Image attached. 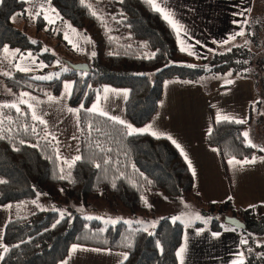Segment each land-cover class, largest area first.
<instances>
[{
    "label": "trees",
    "instance_id": "trees-1",
    "mask_svg": "<svg viewBox=\"0 0 264 264\" xmlns=\"http://www.w3.org/2000/svg\"><path fill=\"white\" fill-rule=\"evenodd\" d=\"M49 2L60 16L52 24V32L56 31V37L70 46L59 35V28L65 29L69 23L78 29L88 54H82L78 61L87 62L89 69L73 68L68 59L60 66L53 64L57 56L43 49V43L31 39L13 21L19 17L24 25L40 29L46 25L43 17L27 15L23 0H0V79L12 92H29L39 97L57 94L63 80L70 79L68 104L79 109L74 157L80 159L73 163V157L71 163L61 164L53 141L46 136L44 123L33 118L25 103L20 102L17 107L0 104V204L9 206L0 264H59L73 244L127 254V259L118 264H177L181 223L170 215L161 216L152 231L121 220L103 226L99 219L77 212L61 215L55 209L39 208L33 203L35 196L88 202L106 194L136 214H147L145 197H155L160 191L168 199L191 195L200 200L193 191L192 175L185 161L167 138L145 132L129 134L128 125L89 111L90 104L103 84L125 87L124 112L129 125L137 127L156 111L162 84L167 79L194 81L202 74L230 71L253 77L264 89V55L256 59L257 71L250 68L253 54L245 45L213 52L198 61L179 50L173 30L146 0ZM246 28L247 22L244 34ZM5 47L30 51L47 67L36 71L18 69L14 58L8 60ZM51 74L50 79L42 77ZM235 121L216 120L206 134L207 144L216 146L223 159L248 157L253 151L242 135L251 116L244 123ZM224 202L232 207L229 199ZM250 209H233L230 213L244 228L220 223L218 219L224 212L209 222L212 228L229 225L241 231L245 239L250 237L242 243L246 255L238 264H264V242H253L250 233H264V213L253 214ZM238 211L242 213L236 215Z\"/></svg>",
    "mask_w": 264,
    "mask_h": 264
},
{
    "label": "crops",
    "instance_id": "crops-1",
    "mask_svg": "<svg viewBox=\"0 0 264 264\" xmlns=\"http://www.w3.org/2000/svg\"><path fill=\"white\" fill-rule=\"evenodd\" d=\"M23 2L26 14L32 18L38 16L36 13H40L39 15L43 17L44 21L51 25L60 19L49 0H23ZM155 2L171 15L178 26H182V30L178 34L177 30L163 18L161 12L156 10L173 30L179 50L181 41H183V46L193 51L195 55L191 56L198 61L206 59L213 52L226 51L245 41L243 33V35H236L235 39L230 40L227 44L223 43L234 34L243 32L252 0H155ZM21 21L23 22V20ZM80 35L78 29L69 23L65 24V41L68 42L69 38L73 45H77V47L71 46L73 50L76 49L74 61H78L80 56L84 54L81 52ZM69 45L72 44L69 43ZM59 47H61L60 50L64 49L63 45H59ZM12 51L15 52L9 50V52ZM24 52L34 55L30 51ZM182 52L189 54L187 51ZM68 53L70 52L68 51ZM14 62L16 66L20 63L16 57ZM45 67H47L46 64L38 70ZM51 67L52 65L48 67L49 70ZM18 69L37 70L36 68L22 67ZM227 80H231L233 83L226 84L225 81ZM65 84L71 86L72 82L66 79ZM254 88L255 83L251 78L230 71L219 75L202 74L194 81L167 79L162 84L161 95L154 114L140 126L129 128V131L151 126V130L145 131V133L167 139L168 136H171L172 139L168 140L176 147L172 142L175 140L183 149L184 154L187 155L186 160L185 155H182L181 150L176 147L192 175L193 191L199 196V201L203 204L209 202L207 200L223 201L225 198V200L231 198L232 204L238 208L249 207L252 204H260L261 207H264V147L261 144H256L249 135L244 136V133H248L247 128L250 124L248 123L242 131L245 142L249 144L248 141L250 140V145L253 147V151L248 157L229 156L223 159L219 149L207 144L204 140L211 123L218 120V115L244 122L249 115H252V106L256 100ZM105 89L108 91L106 92ZM26 93L29 95L17 97L21 100L16 104L22 102L28 107L29 104L25 98L34 100V103H30V112L32 115L35 113L36 116L40 117V120H48V123H44L45 132L54 140L56 150L60 154L62 151L59 153L58 149L63 151L64 149L60 148L62 141L58 134L65 131V128L59 124L58 119L57 127L53 128L54 124L50 121L51 116L44 113L45 108L43 107L47 100L49 102L56 99L60 101L59 93L48 94L44 97ZM126 96L127 89L125 87L103 84L100 93L90 104V109L93 105H97V110L94 112L106 113L107 115H102L111 119L115 117L117 118L115 121H124L123 124L129 126L127 119H125L126 116L123 115V103L127 98ZM49 97L53 99H47ZM220 101L221 105L230 106L231 113L220 111ZM66 103L70 108L72 107L68 101ZM51 104L54 105L52 102ZM72 108L75 109V107ZM232 110H236V112L233 113ZM54 112L57 113L58 111L55 110ZM75 118L76 111H74L73 119ZM153 119V124H150ZM152 132H156L158 135H153ZM75 134L76 130L70 137H75ZM253 159L255 160L254 163H230L233 160L243 162ZM192 169L195 170V175H193ZM218 186L219 188H217ZM8 207L6 203L0 204V259L4 251L2 235L9 216ZM259 212L264 213V209L259 210ZM242 234L241 231L229 225L212 228L210 222L197 224L196 221H193L187 225L181 223V242L176 249L177 264H238L244 260L246 255L242 243L248 241ZM251 238L255 243L264 242V233H261L257 239L253 238L252 235ZM73 245L70 246L67 255L59 264H99L100 262L101 264H110L109 258L102 261L100 259L95 260L93 257L94 253H101L105 250L77 245V250L73 252ZM181 248H184V251L178 256L177 253ZM119 253L124 258L125 254ZM241 254H243L242 261L240 259Z\"/></svg>",
    "mask_w": 264,
    "mask_h": 264
},
{
    "label": "rangeland",
    "instance_id": "rangeland-1",
    "mask_svg": "<svg viewBox=\"0 0 264 264\" xmlns=\"http://www.w3.org/2000/svg\"><path fill=\"white\" fill-rule=\"evenodd\" d=\"M13 21L20 29L23 28V30L29 35L31 39L33 40L37 39L41 43H43V49L48 50L57 56L58 60H56L53 63L56 66L62 65L63 64L62 61L66 59L71 60V62L77 61V60L75 61L73 60L76 59V53H75L76 49L70 51L71 46H73V42L68 38V42L66 41L67 44L71 43L72 45L67 46L66 44L62 43V41L56 37V31L52 32L53 25L45 22L46 25L38 29L35 28L34 25H27V26L24 25L19 17H14ZM20 23L23 25H21ZM59 29H61V33L59 35H62L61 37L64 39L65 29L63 27ZM245 34H244L245 41H243L238 45H245L250 49V51L253 54V62L250 68L254 71H257L258 66L256 59L259 56L264 55V0H252L250 13L247 18V28ZM248 35L252 36L251 39L248 38ZM86 36L89 37L88 34H86ZM79 41L81 45V52L84 53L85 57H87L88 54L85 49V45L83 44L82 39L80 37H79ZM59 45H63L64 49L60 50L61 47H59ZM9 50H14L15 52L13 51L9 52ZM4 51L9 52V53L7 52L9 54L8 60H12L13 57L18 58V61L20 63L17 66L16 63H14L16 68L17 67L28 68V69L36 68L38 70L41 69V67L44 65L43 62L37 59L36 54L29 55L30 53L20 52L17 51V49L8 48V47H5ZM68 51H70V53L67 54ZM67 57H69L70 59ZM52 75L53 74L44 75L42 77H51ZM251 79L255 83L254 89L256 94V100L254 101L252 106V115H251L252 121L249 127L247 128V130L249 137L253 139L256 142V144H261L264 147V89L261 88L259 83L258 84L256 83L253 77H251ZM65 80H63L61 88L58 92L59 94L57 93L60 98V101L54 97V99L56 100H51V102L54 105H52L51 102H49L48 100L45 101V105H43V107L45 108L44 113L46 115L49 114L51 116L50 121L52 124H54L53 128L57 125V119L60 121L59 124H61L65 128V131H61L58 134L62 141L60 148L64 149V151L58 149L59 153L60 151H62L59 154V158L61 157L60 158L61 164L71 163L69 161H71L72 158L75 156L76 145L74 143V140H76V138L70 136L78 127L77 118L73 119L74 111H69V109H74V108L72 107L70 108L66 103L69 99V92L66 90ZM67 80L71 81L70 79ZM25 95L27 96L29 94H27L26 92L15 93L10 91L4 85L2 79H0L1 105L18 106L21 103L16 104V102H19L21 99H17V97L18 96L24 97ZM12 98L13 100H11ZM25 99L26 102L29 104V106L30 103H34L33 99L30 98H25ZM29 106L28 109L30 110ZM55 110H57L58 112L55 113L54 112ZM220 111L224 113H231L230 106L221 105V101H220ZM232 112L235 113L236 110H232ZM123 115H125L124 103H123ZM125 119H127L128 121L127 116ZM45 122L48 123V120H45ZM153 122L154 119L151 121L150 124H153ZM212 123L210 125V128L212 126ZM46 136L49 139H51L54 143V140L51 137H49L48 134H46ZM204 140L206 142V138H204ZM217 188H219V186ZM165 195L166 194L164 192L160 191L155 197H149V196L145 197V201H146L145 206L146 208L149 207L147 214L130 213L120 203H118L112 197L106 194L101 195L100 199L98 200H92L88 202H79L77 200L69 199L67 197H62V196L61 197L57 196L55 199L49 200V199H44L45 197H43L42 195H38V196L36 195L34 201L39 208L55 209L59 211L61 215H63L64 213L77 212L82 214L86 218L99 219L102 222L103 226L115 223L116 221L119 220L124 221L127 224L138 223V225L141 228L147 229V231H152V227L154 226L155 223H157L156 221H158V219L163 215H170L172 218L180 217V219L177 221H180L183 225H187L189 222H193V221H196L197 224L208 223L211 217L219 218L220 214H222L223 212H224L222 214L223 217L226 216L227 214L231 215L230 214L232 212L231 210L234 209L235 211V208L236 209L252 208L250 209V212L253 214L256 213L259 214L260 213L259 210L264 209V207H261L260 204H252L249 207L238 208L232 204L231 199L229 198L228 199L230 200L232 207L234 208L228 206L224 202L226 198L223 201L207 200L209 202L203 204L201 201L197 200L191 195H184L175 200L168 199ZM239 212L242 213V211H238L236 212V215ZM197 214H199V216L201 217L200 219H196ZM223 217L218 219L220 223L222 221L224 222ZM250 233H253L252 235L253 238L257 239L259 236L258 233L256 232L250 231ZM246 239L249 240L250 237H247ZM101 250H105V251H102L101 253L93 254L95 260L100 259L102 261H106V259L109 258L110 264H115V263L118 264L120 261L124 259L118 251L112 252V251H107L106 249H101ZM99 264H101V262Z\"/></svg>",
    "mask_w": 264,
    "mask_h": 264
},
{
    "label": "snow or ice",
    "instance_id": "snow-or-ice-1",
    "mask_svg": "<svg viewBox=\"0 0 264 264\" xmlns=\"http://www.w3.org/2000/svg\"><path fill=\"white\" fill-rule=\"evenodd\" d=\"M82 2H83V0H82ZM146 2L149 3V4H151L152 7H153L155 10L160 11L161 14L163 15V18H164L165 20H167L168 23H169L174 29H176V30H177V33L179 34V32L182 30V26H178V24L174 21V19L171 17V15H170L169 13L165 12L162 8H160L159 5L155 2V0H146ZM39 14H40V13H36V15H39ZM92 15H96V13L93 12ZM236 35H243V32H239V33L234 34L233 36L229 37L228 40H225L223 43L227 44L230 40L235 39V36H236ZM65 38L67 39V37H65ZM73 46H74V47H77V45H73ZM180 50H181V51H187L190 55H195V53H194L193 51H191V50H189L188 48H185V47L183 46V41H181V48H180ZM228 50L230 51L231 49H228ZM17 51H18V50H17ZM95 54H96V53H94V52L92 53L93 56H94ZM29 55H31V54H29ZM22 70H25V71H26L27 69H22ZM65 70L67 71V69H65ZM50 78H51V77H43V79H50ZM225 83H226V84H231V83H233V81H231V80H227V81H225ZM66 90H67V91L69 92V94H70V85H66ZM105 91L107 92L108 89H105ZM49 99H53V98H52V97H49ZM11 106H12V107H17L16 105H11ZM30 107H31V106H30ZM81 107H83V106L81 105ZM96 110H97V105H93L92 109H89V111H96ZM17 111H19V108H17ZM69 111H76V112H78L79 109H69ZM102 114L107 115L106 113H102ZM33 118H34V119H40V117L36 116L35 113H33ZM112 119L115 120V119H117V118L112 117ZM217 119H218V121H220V120H229V119H233V118H230V117H228V116H220V115H218ZM40 122H41V123H46V122L43 121V120H41ZM235 122H237V123H244L243 120H238V121H235ZM119 123L123 124L124 121H119ZM128 127L131 128L130 125H129ZM150 130H151V126H148V127L144 128V129H132L131 132H130L129 134L136 133V132L143 133V132H145V131H150ZM152 134H153V135H158L156 132H152ZM244 136L247 137V136H248V133H244ZM168 139L171 140L172 137H171V136H168ZM172 142L176 145L177 148H179V149L181 150L182 155H185V159L187 160V155L184 154L183 149L180 147V145H179L175 140H172ZM248 142H249V144H251V141H250V140H249ZM79 159H80L79 156L74 157V158H73V163H74L76 160H79ZM254 162H255L254 159L251 160V161L245 160V161H243V162L235 161V160L230 161V163H254ZM70 166H71V165H70ZM97 167H99V165H97ZM189 167H190V168L192 167L190 161H189ZM192 172H193V175H195V170H194V169H192ZM60 178H61V179H64L65 177L61 176ZM0 182H3V181H0ZM229 199H231V198H229ZM145 202H146V201H145ZM33 203H35V201H33ZM200 218H201V217L199 216V214H197V215H196V219H200ZM173 219H174V220H179L180 217H175V218H173ZM57 223H59V221H57ZM53 227H55V225H53ZM144 230L147 231V229H144ZM244 243H247V241H244ZM77 247H78L77 245H73V247H72V251L75 252V251L77 250ZM5 251H7V248H5ZM183 251H184V248H181L180 251L177 253V255L180 256V255L183 253ZM124 258L127 259V254L124 255ZM240 259H241V261H242V259H243V254H241Z\"/></svg>",
    "mask_w": 264,
    "mask_h": 264
},
{
    "label": "water",
    "instance_id": "water-1",
    "mask_svg": "<svg viewBox=\"0 0 264 264\" xmlns=\"http://www.w3.org/2000/svg\"><path fill=\"white\" fill-rule=\"evenodd\" d=\"M69 65L79 70L87 71L89 69L87 62H84V61L69 62ZM223 218H224V222L230 225H233L235 227L244 228L245 226L240 220H238L237 218L233 216L226 215Z\"/></svg>",
    "mask_w": 264,
    "mask_h": 264
}]
</instances>
